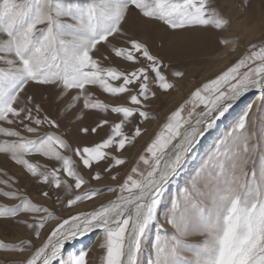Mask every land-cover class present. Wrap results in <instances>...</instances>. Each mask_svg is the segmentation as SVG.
<instances>
[{
    "label": "snow or ice",
    "instance_id": "1",
    "mask_svg": "<svg viewBox=\"0 0 264 264\" xmlns=\"http://www.w3.org/2000/svg\"><path fill=\"white\" fill-rule=\"evenodd\" d=\"M133 10L172 30H222L229 24L211 0H0V62L7 65L0 67V153L57 192L56 202L63 207L75 208L100 195L99 188L91 187L93 181L120 180L117 169L128 162L121 153L146 131L140 125L156 118L147 111L148 102L157 96L155 89L168 92L176 88L173 80L185 76L181 69L170 70L146 43L128 32L125 24ZM118 37L124 46L112 43ZM102 43L131 68L102 66L92 55ZM219 43L230 41L221 38ZM33 83L58 89V100L64 103L61 111L76 109L82 102L78 118L84 110L96 115L94 126L79 128L80 134L99 135L105 128L108 132L99 142L73 147L58 134V120L32 95H23ZM88 86L122 96L123 102L96 98ZM253 90L261 93L264 102V45H250L213 79L192 90L167 116L123 181L107 187L115 198L92 210L65 218L18 190L0 189L3 197L19 200L11 206L0 204V218L44 213L33 215L31 222L17 221L36 239L48 222L58 221L38 247L31 239L18 244L0 240V249L30 251L19 264H53L58 258L60 264H87L85 251L70 253L64 261L63 250L68 242L99 230L103 264H142L146 243L151 249L146 264H264V165L259 179L255 170L247 169L264 146L249 131L254 118L251 104L216 140L185 185L170 196L165 222L171 233L161 232L158 213L169 186L182 174L202 138ZM111 114L118 119L109 118ZM45 127L54 130L41 132ZM21 130L39 135L31 138ZM32 154L54 160L59 167L26 158ZM81 167L87 177L78 170ZM0 183L11 187L8 180ZM40 195L52 198L48 190ZM154 225L155 235L147 239ZM190 235L205 239L189 243Z\"/></svg>",
    "mask_w": 264,
    "mask_h": 264
},
{
    "label": "rangeland",
    "instance_id": "2",
    "mask_svg": "<svg viewBox=\"0 0 264 264\" xmlns=\"http://www.w3.org/2000/svg\"><path fill=\"white\" fill-rule=\"evenodd\" d=\"M211 6L218 9L223 18L229 20V24L222 30H215L211 27L204 28H189L185 30H172L162 22L148 20L141 17L134 10L130 12L128 22L125 28L135 38L146 43L153 54L158 55L161 59L170 66V70L181 69L185 72L182 79H175L169 76L170 80L176 84V88L168 92L157 91V96L150 99L147 111L155 119H149L140 126L146 129L143 134L137 138L132 146L127 147L121 154L127 157L128 162L117 169L120 172V180L112 181L106 178L100 182H92L91 187L100 189L101 194L93 198L91 201H85L78 204L75 208H67L56 202L57 192L49 189L45 185L39 184L30 174H27L21 166L15 164L7 154L0 153V181L8 180L11 187L0 183V189L6 191H19L20 193L29 196L34 203L50 208L58 216L67 217L75 214L77 211L92 210L99 205L114 199L116 193L107 191L108 186H114L123 181L126 175L130 172L131 167L135 164L139 155L143 153L144 148L155 137V134L160 130L162 124L166 121L167 116L185 100L190 92L201 84L213 79L220 71L232 63L236 58L245 53L252 44L264 45V0H211ZM66 19V18H65ZM226 38L230 41L228 45L219 43V39ZM111 39V38H110ZM112 43L117 46H124L123 38H116ZM99 51L94 50L92 55L94 58L101 61L102 66H115L121 69L131 68V64L123 61L121 58L115 57L110 48L103 43L98 46ZM235 49V50H233ZM107 57V58H105ZM0 67L7 68V65L0 62ZM115 83V82H113ZM89 90L96 98H99L108 103L123 102V97H112L110 94L104 93L99 86H88ZM58 89L40 86L35 83L29 84L24 96L32 95L36 102L40 103L44 111L51 117L58 120L60 129L58 134H62L73 147H82L99 142L102 137L108 132L105 128L99 132V135L88 134L83 135L78 132L81 127H92L96 120V115L84 110L81 115L82 102L77 105L76 109L67 112L61 111L64 108V103L60 102L57 97ZM258 90H253L252 93L246 95L234 108L224 117L221 118L205 137L202 138L198 149L194 156L188 158V163L182 174L174 179L169 186L168 193L158 208L159 223L162 225L161 232L171 233L172 228L165 222V214L169 206L170 196L177 193L178 188L184 186L188 178L193 173L194 169L201 163L208 152L213 148L217 139L228 131L231 125L239 118L246 110V107L253 105V112L250 116H254L251 121L249 131L255 134V142H259L264 146V107L262 100L253 104L254 95ZM202 110V109H198ZM187 115V109L184 113ZM103 116L104 114H99ZM111 119H118L115 114H111ZM6 127H16V125H7ZM54 129L42 128L41 132ZM22 131V134L31 138L39 135V133H27ZM3 138V137H0ZM66 155L71 153L65 152ZM26 158L39 162L42 165L49 167H59L58 162L50 160L39 154H32ZM74 159H76L74 157ZM78 162V161H77ZM79 163V162H78ZM264 165V149L259 150L256 155L249 161L247 169L249 172L255 170L257 178ZM103 167V165H101ZM87 177L89 174L79 168ZM87 187V186H85ZM41 190H48L51 193V199L40 195ZM63 195V192L59 193ZM19 200L14 198L3 197L0 195V204L9 206L18 204ZM33 215H44V213L24 214L20 213L15 219L0 218V224L7 225L6 228H0V240L9 244H18L21 240L31 239L35 246H40L47 238L50 229L58 221H50L42 230L40 239H36L32 232L22 223L27 219L31 222ZM157 228L154 225L149 230L148 238L151 239ZM189 243L199 244L205 239L203 235H190L186 237ZM103 242V234L99 230L87 233L85 236L77 237L75 240L68 242L62 253V259L68 260L70 253H78L83 250L87 253V264H103L104 249L100 247ZM28 247V245H24ZM150 245L145 244L144 250L141 253L140 259L142 264H146ZM30 251L20 253L12 250L0 249V264H19L21 260L29 256ZM186 256L194 260L191 252H186ZM60 264V258L53 262Z\"/></svg>",
    "mask_w": 264,
    "mask_h": 264
},
{
    "label": "bare ground",
    "instance_id": "3",
    "mask_svg": "<svg viewBox=\"0 0 264 264\" xmlns=\"http://www.w3.org/2000/svg\"><path fill=\"white\" fill-rule=\"evenodd\" d=\"M260 98H261V93H260V92H258L257 94H255V95H254L253 104H256V103H258V102H259V100H260Z\"/></svg>",
    "mask_w": 264,
    "mask_h": 264
}]
</instances>
